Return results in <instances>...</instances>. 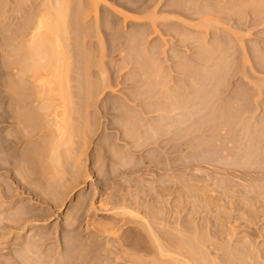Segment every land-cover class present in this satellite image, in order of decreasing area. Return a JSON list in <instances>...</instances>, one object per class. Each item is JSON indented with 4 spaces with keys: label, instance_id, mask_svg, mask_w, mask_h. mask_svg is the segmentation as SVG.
<instances>
[{
    "label": "rangeland",
    "instance_id": "1",
    "mask_svg": "<svg viewBox=\"0 0 264 264\" xmlns=\"http://www.w3.org/2000/svg\"><path fill=\"white\" fill-rule=\"evenodd\" d=\"M5 1L8 2L6 3L7 7L12 3H19V0L16 2L15 0ZM42 1L34 0L32 4L37 6V4L39 5ZM87 1L88 0H73L72 2L74 3H72L73 7L71 12L72 10L76 11V9L80 8V6L82 7L83 5H87L86 7H88L89 2ZM174 1L175 0H138L136 3H134V1L128 0L125 1V3H118V0H100V2L97 4L99 9H96L98 19L96 28L97 31L95 30L96 26L93 27V24H95V16H93L94 12H92V10H87V12L90 11L91 13H88L89 15L86 17L84 16L85 18L82 15L84 19H79L78 17L79 21L77 19L76 20L77 24H79L78 28H80V35L78 34V36L77 33L69 31L72 29L69 28V30H67L69 33L66 35L68 39L65 40V42L68 43H66V51H68L69 55L68 60L72 64L69 67V69H71V72L69 73V76L71 77L69 80V90L78 92H80V90L82 91L78 84H82V79L85 78H82L83 75L78 78L79 73L77 70L82 68L81 65L83 64V59L85 60V58H89L90 63H87L89 66L91 64V66L89 68L90 70L87 71L92 75L90 80L95 83H93V86L96 85V83L99 86L98 81L101 80V73L104 74V72L107 74L104 75V78L107 79L105 80L109 84L105 86L103 93H95V96L99 95V100L100 98H104L107 100L108 104L113 103V106L116 104L118 106V110H122L123 112L120 111V114L111 112L110 114L103 113L96 115L94 113L91 114V111L96 109V107L91 106L88 109L89 113L86 114L80 110V104H77V101L81 100L80 96L74 94L70 99L76 102L71 104L73 106H70L72 107V109H70L71 118L68 119L70 124L69 131L74 132V134L72 133L71 135L72 141L70 143L71 145L66 149L67 152L64 151L63 148H60L61 151L59 153V159H63L62 162L59 160L60 167H57L56 169L53 168L54 165L51 167V164L55 162H50L44 157L42 159H45L46 166L45 169L41 171V165L44 166V162H35L36 159L34 158V162L33 160L29 159V164L27 161H24L21 158L28 150H32L33 145L37 144L36 146H41V139H37H39L38 135L41 136L40 133L42 132H39L37 127H34L35 129L33 130V126L36 123L34 125L25 127L29 128V132L26 131L28 132V137L20 138L22 141L17 142V144H8L7 147H9V149L0 152V154H8L6 155L8 158L5 159V162L10 160L9 162L11 163L18 165H21V163L24 164L22 167L24 168V174L30 178L28 180L26 178V182L29 184L31 183L27 186H31L32 189H35V191L41 190L40 192H47L46 194L48 198L46 201L38 200L39 198H36L33 193H28V191H25L24 194L22 193L29 200L31 206H35L36 208L40 209L45 207V209L43 208V212L45 210L46 214L43 217H36V219H34L35 228L31 229L33 232H35L41 226L40 230H43L42 232H48L49 234L51 233L52 238L49 240H58L60 237L61 240L66 238V242L71 237L69 234H72L68 232V227H66L68 222L67 219H69V216L74 214V212L79 208V224L77 229H79L78 232L80 233V236L77 235V238L73 236L71 239H77V244H80L79 247L81 250L79 249L78 245L75 244V246L78 247L77 252L79 251L86 255L89 254L88 264L132 263L130 261L129 263L124 259L119 260L120 258L117 259L118 261H116L113 257L115 254L109 253L108 249L110 247L107 248L106 245L110 244L109 246H115L116 244L113 239L116 238L115 236L122 235L125 228L129 226L132 228H140V225L135 223H140L141 220L138 218V216L137 218L136 216H132L134 213H132L133 209H139L140 215H143L146 211V217L148 219L150 217V221L152 219V222L156 218L157 220L162 218L164 221L161 222L162 225L160 223L158 224V221L153 222L154 226H158V232H160L161 237L167 234H165V232H168V235L170 236L171 234L175 235V233L179 231L183 233L188 232V234L191 233V235H193V233H197L198 236L203 235V239H205L203 240L205 244L202 243L203 248L205 247L211 257H216V264L223 263L224 259L221 260L223 258L221 255L225 253L223 248L226 249L228 245L233 249L235 248L237 251H240L241 248V251L245 252V250H248L249 253L252 252V259H254H250L251 261H256H254L253 264H264V179L259 182V180L250 178H248L250 180H240V178H236V187L233 188V190L235 193L239 194L238 198L237 196L236 198H227L224 196L225 193L219 187L216 188L215 186L212 187L211 185V187L208 186L205 189H200L201 183L198 184L196 180H193V178L191 179L190 177L188 180H186L187 178L182 180L177 177L178 180L185 186H178V184L175 186L172 184V186L174 185L173 187L175 191L173 190L170 195H167V197L166 195H164V197L158 196L159 198L150 200V198L145 195L148 190L147 188L155 185L156 181L153 180H157V178L161 176L160 174L155 173V171H152L150 165L148 166V161L152 157L151 155H153V151L152 149H147L145 147L142 150H139V152L136 151L128 153L126 151V143L124 137H122L123 129L129 127V125L131 127V124L134 122L131 120H137L138 110L142 105L139 104L138 99L133 102L126 100V103L123 99H125L124 97L126 95L136 92L137 88L134 84L137 80L136 78H139L145 74L154 75L153 71L155 72L157 69L158 75L160 73V75H167V80H170L167 82V86H173L172 84L176 85V81L178 84L180 80L177 75H181V73L177 69L180 67V64H184L191 71L193 70V72H196V69L197 72H199V65L195 64L192 60L197 54V49L199 48L198 46L200 43H205L206 46L209 45L208 47H214L213 49L215 51L218 49L215 56L219 57L220 53V59L224 61L222 62L223 66L221 68V73L217 72V75H223L221 80L222 86L219 87L221 91L217 96L221 100H224V102L231 97L235 98L238 95L241 97L244 96L248 99L250 98L252 104L256 101V109L255 107L252 108V113L248 114L252 115L249 119L250 124L261 122L264 118V0H190L191 2L188 0V3H190V7L192 9L190 10L192 12L189 11V13L185 14L182 11H174V4H177V1ZM74 6H76V8ZM112 6L113 8H110ZM9 8L10 6L7 8L9 10H7V14L9 13L10 16L14 14L15 11L16 16H19L21 13L25 14L23 11L19 13L16 9H14L15 11L11 12ZM67 17V19H72L73 15H69ZM14 18L10 19L12 24L13 22H16V18ZM180 18H182V20H180ZM106 22H108V30H105L103 27ZM175 22H178L179 24H176ZM9 27H11V25H9ZM7 32L0 31V35L3 37V39L5 38L6 43L9 42L10 46H8L7 43L6 47L9 49L13 48L12 46L17 45V41L16 44L14 43L16 32ZM132 46L133 49H129ZM256 56L261 62L257 60ZM5 59L6 58L4 56L3 59L2 55L0 56V76L4 77L5 75H13L15 72L18 73V71H16L18 68L12 67L15 64H12L10 68L8 67L9 62L7 63L8 60ZM4 60L6 62H4ZM5 67L9 71L5 70ZM213 69L215 68L212 67L211 70ZM193 72L190 73L194 74ZM15 75L17 74L15 73ZM195 78L201 79V75H196ZM132 81L135 82L132 83ZM3 83L4 82H0V112L5 111L10 105L11 97L9 96V93L13 91L9 89L11 85L9 86L7 83ZM24 88L26 89V87ZM94 88L96 87L94 86ZM146 88V85H142L138 89ZM25 89L22 93L26 92L25 94H27L28 92ZM94 91L96 92V89H94ZM221 100L218 101V103L223 102ZM224 102L222 103L223 108L221 110L219 109L221 111L219 113H222L223 117H227L228 110L226 109L228 107ZM110 106H112V104ZM257 106H259L258 109ZM4 107L5 109H3ZM253 109L255 110L253 111ZM209 112L210 111L207 110V113ZM128 116L130 117L129 119ZM87 120L88 123L86 124ZM247 121L248 117L246 118V122ZM138 122L139 121L137 120V123ZM237 123L241 124L239 120H237ZM237 123H233V126L236 127V125H239ZM13 124V122L11 124L7 122L0 124V133L2 132V135L6 132L15 134L16 127L12 128V126H17V123L14 125ZM37 124H39V122ZM20 126L18 124L17 127ZM233 130V133L237 132L234 133L236 138L234 139L235 142L238 138H242V136H244L242 131H240L239 136V130L237 131L235 128ZM207 132H205V136H210V138L208 137L210 141L213 139V141L216 140V144H222V146L223 144H227L231 146L234 142V140L232 142V137L234 135L231 131H229L227 134L222 131L219 134L222 136L223 133V136L225 137L228 135V138H226L228 141L225 139V137H220L219 135H216V138H213V135H208L209 133L207 134ZM1 134L0 138H3ZM215 134L216 133H214V135ZM229 135L233 136H230V138ZM211 136L213 139H211ZM29 137L31 139H29ZM244 139L245 138L243 137V142L246 140ZM84 140L86 141L85 143ZM242 140L239 139L238 141L241 142L237 141L236 143L241 144L243 143ZM225 141H227L229 144L224 143ZM40 146L37 148H40ZM240 146L239 148H236V150L240 151L242 149ZM23 151L25 152L24 154H22ZM10 155L11 157H9ZM21 159L23 162L20 161ZM6 169L7 168L0 169V179L5 180L3 185L7 184L2 187L15 186L16 182H14L13 179H19L20 175L17 176V173H14L15 171H12L11 173V171L8 172V169ZM25 170L27 171L25 172ZM51 179L53 180L51 181ZM249 187H253V189L258 188L256 189L258 191L253 190L257 193L252 191L246 192ZM217 193L218 195L223 196L219 197V199L213 198L211 200L210 195L212 197H216ZM144 195L147 198L145 197L144 199ZM13 199L10 203V200L7 203L10 205L13 204L15 202ZM157 200H159V202ZM57 201L59 202L58 204ZM132 201L134 202L133 204L131 203ZM135 201L136 205L138 204V208L135 206ZM121 205H125L124 208H130L129 206H131V210L129 209L130 213L127 211V209H121ZM12 206H14V204ZM15 206H17V204H15ZM104 208H107L108 210L106 211ZM151 211H153V213L156 212V214H153ZM171 212H173V215ZM154 223H156V225ZM193 229L195 230L193 231ZM31 230L30 232L28 231L27 234H33ZM169 230L172 232L170 233ZM103 231H105L104 234ZM168 235H166V237ZM78 238L81 239L78 240ZM8 239H4V241H1L0 243V248H3V251L8 250V246L12 243V240L9 242L10 240ZM74 240L71 241V243L75 242ZM51 242L52 241L48 242L51 244L47 245L49 248L53 246V243ZM62 244L63 250L66 252L65 254L68 253L70 257L76 252L75 247H73V249L75 248V251L71 249L69 250L71 245L68 243L67 244L69 246L65 243L67 245V249H65L64 240L62 241ZM221 245H223V247ZM103 246H105L106 249L103 248ZM9 247L14 246L11 244ZM104 249L108 252H105L108 256L106 255V258L102 257L101 259V256H103L102 253L105 251ZM96 250H100V253H97V251V254H95ZM248 251L245 253H248ZM111 257L115 261L110 259Z\"/></svg>",
    "mask_w": 264,
    "mask_h": 264
},
{
    "label": "bare ground",
    "instance_id": "2",
    "mask_svg": "<svg viewBox=\"0 0 264 264\" xmlns=\"http://www.w3.org/2000/svg\"><path fill=\"white\" fill-rule=\"evenodd\" d=\"M16 1L18 0H15V2ZM33 1L34 0H19L18 4L12 3L11 5H8V7L10 6L9 9L11 12L15 11L14 9H16L18 10L19 13H21L22 11L25 13V14L21 13L19 16L18 15L16 16L15 14L16 11L14 12V14L11 13L14 17L16 16L15 17L16 22H13L12 24L10 19L14 17L12 15L10 16L9 13L7 14L9 10L7 9L8 7L6 3L8 2L5 0H0V24L2 23L0 25V31L3 32L8 31L7 33L15 31L16 35L14 37L15 40L14 43L16 44L17 41V45H14L12 46L13 48L8 49L6 47H7V43L8 46H10L9 42L6 43L5 38L3 39V37L0 35V53L2 55V59L4 56L8 60L7 63L8 62L10 63V64L8 63L9 65L8 67L11 68V65L15 64L17 67L15 65L12 67L18 68L16 69V71H18L19 73L18 74L17 72H15L17 75H15L14 73L13 75L12 74L5 75L4 77L0 76V82H4L3 84L7 83V85L9 86L11 85L9 89H11V91L12 90L14 91V92L9 91L10 92L9 96L11 97L10 99L11 101L8 108L5 111L0 112V124H2L3 122L4 123L7 122L10 124L12 122L14 124L17 123V126L18 124L19 126L22 124L20 127L12 126V128L16 127L15 134L6 132L5 134L3 133L2 135L1 134L2 132L0 133L3 137L0 138V152L4 150H8L9 149V147H7L8 144L10 143L17 144V142L22 141L20 138L28 137L29 135L27 133L29 132L28 131L29 128H25V127L34 125L36 123L33 126V130L37 127L39 129V132H42L40 133L41 136L38 135L39 139H37V140L41 139L40 141L41 146L40 145L36 146L37 144L33 145L32 150L27 149L28 151L26 153L23 151L22 154L25 153L23 156L20 154L22 156L21 158L27 162L29 161V159L33 160L35 158L36 159L35 162H40V163L44 162L43 164H45V159L44 160L42 159L45 157L47 158L46 160L50 162H55L57 164V165L55 163L51 164V167L52 165H54L53 168L56 169L57 167H60L59 163L62 162L63 160L61 158L59 159V153L61 151L60 148H63V150L67 152L66 149L71 145L70 143L72 141L71 135L72 133L74 134V132L69 131L70 124L68 120L71 118L70 109H72V107L70 106H73L71 104L76 102L70 99L74 94L80 96L81 100L77 101V104H80L79 105L80 110H82L86 114L89 113L88 109L91 106L96 107L95 110L91 111V114L94 113L96 115L103 113L110 114L111 112L120 114L121 113L120 111L122 110H118L117 108L118 106L116 104L115 106H113L114 105L113 103L108 104L107 100L104 98L102 99L100 98L99 100L98 97L99 95L98 96L96 95L98 99L95 96V93L97 94L103 93L105 86L109 84L106 81L107 79L104 78L105 77L104 75L107 74H105V72L103 71L104 74L101 73L103 79L100 76L101 80L98 81L99 86L96 83L98 87L94 85L96 87L94 88L93 86L94 82L90 80L92 75L88 73V71L90 70L89 68L91 66V64L90 66L88 64L90 63L89 58H88L89 60L87 58H85V60L83 59L84 65L82 64L83 65V66L81 65L82 68L81 69L79 68L80 70H77L79 73L78 78H80L82 75H83L82 78H85L82 79L83 80L82 84H78L81 87L80 89H82V91L80 89H79L80 92L74 90L73 92L69 90L70 87L69 80L71 78L69 76V73L71 72V69H69V67L72 64L68 60L69 55H68V51H66L67 42H65V40L68 39L66 35L67 33H69L67 30H69V28H72L69 31H72L73 33L75 32L77 33V35L78 34L80 35L79 32L80 28H78L79 24H77L78 17L80 19L83 18L84 16L85 17L88 16L89 15L88 13H91L90 12L91 10L92 12H94L93 16H95L94 18L96 25L93 24V27L96 26L95 27L96 30L97 20H98L96 9L98 8L97 4L100 2V0H88L87 1L89 2L88 7H86L87 5L86 6L83 5L82 7L79 5L80 8L76 9V11L72 10V12L71 9L73 7L72 3H74L72 2L73 0H43V1L41 0L42 2L39 5L37 4V6L32 4ZM125 1L128 0H118V3H125ZM132 1L136 3L138 0H132ZM175 1H177V4L176 3L174 4L175 5L174 11L176 10H177L176 12L182 11L185 14V13H189V11L192 10L190 7V3H188V0H175ZM189 2L191 1L189 0ZM74 7L76 8V6ZM110 8H113V6ZM87 10L90 11L87 12ZM69 15L70 16L73 15V18L70 17L72 19H67L68 18L67 16ZM180 20H182V18H180ZM175 23L179 24L178 22ZM107 24L108 22H106V24H104L103 26L105 30H108ZM9 25H11L12 28L9 27ZM200 45L198 46L199 48L197 49L198 51L195 58L192 60L195 64L199 65L198 67L199 72H197V69L196 72L195 71L193 72V70L191 71L184 64L183 65L180 64V67L177 69L181 73V75H177L180 82L177 84L176 81V85L172 84L173 86L166 85L168 84L167 82L170 80H167L166 77L167 75L166 76L160 75L161 73L158 75L157 69L155 72L153 71L154 75H147V74L142 76L139 75L140 77L136 78L137 80L135 79L136 82L132 81V83L135 82L134 84L135 87L137 88L136 92H134L133 94L130 93L129 95H126L124 97L125 99H123L124 102L126 100L133 102L138 99L139 104L142 105L141 108H139L138 110L137 120L139 122L137 123L136 119L131 120L132 122L134 121L131 124V127L129 125V127L123 129L122 137H124L126 143L125 144L126 151L128 153H132L136 151L139 152V150H142L144 147L147 149L148 148L152 149L153 155H151L152 157L150 158V160L148 159L149 160L148 166L150 165L152 171H155V173L161 175L160 177L157 178V180L156 179L153 180L156 181L155 185L153 184H152L153 186L150 185L151 187L147 188L148 190L146 194L144 192V194L147 197H149L150 200L159 198L158 196L164 197V195H166L167 197V195H170L173 192V190L175 191L173 187L174 185L175 186L177 184L178 186L184 185L182 184V182L178 180L177 177H179L182 180L186 178H187L186 180H188V178L190 177L191 179L193 178V180H196L198 184L201 183L200 189L201 188L205 189L208 186L211 187V185L212 187L213 186H215L216 188L219 187L225 193L224 196L227 198L228 197L236 198V196L238 198L239 194L235 193V191L233 190V188L236 187L235 184L236 178L237 179L240 178V180H247L248 178H250V179L259 180V182L262 181V179H264V118L262 117L263 119L261 122L250 124L249 119L251 118L250 116L252 115H248L252 113L251 112L252 108L255 107L256 109V103H255L256 101L254 102L252 100L254 102L252 104L250 98L248 99L245 98L244 96L241 97L239 95L238 96L235 95L236 96L235 98L231 97L225 102L224 100H221L217 95L221 91L219 87L222 86L221 80L223 75H217L218 74L217 72L221 73V68L223 66L222 62L224 61L220 59V55H221L220 53H219V57L215 56L218 49H216L217 51H215L213 49L214 47H208L209 45L206 46L205 43L204 44L200 43ZM133 46L129 49H133ZM216 58L217 59L219 58L218 61ZM5 60L4 62H6ZM257 60L259 59L257 58ZM212 67L215 69L211 70ZM5 70L9 71L8 69H6V67ZM190 72H193L194 74ZM192 75H194L195 77L196 75L199 76L201 75V79L195 78ZM142 85L144 86L146 85L147 88L138 89ZM24 87H26V89ZM24 89L27 90L28 92L27 94H25L26 92L22 93L24 92L23 91ZM94 89H96V92L94 91ZM240 91L243 92L242 90ZM218 99H220L225 104H227L228 107L226 109L228 110L227 117L226 116L223 117L222 113H219L221 112L220 110L223 108L222 107L223 102L218 103V101H220ZM111 104L112 106H110ZM258 107L259 106H257V109ZM3 109H5V107ZM255 109H253V111ZM207 110L210 112L207 113ZM247 117H248V121L246 122ZM129 118L130 117L128 116V119ZM88 120L86 121V124L88 123ZM237 120H239L241 124L237 123ZM37 121L39 122V124H37L38 123ZM233 123H237L239 125H236L235 127L233 126ZM234 128L235 130L237 129V131L239 130L238 135L240 131H242L244 134L242 138L237 137L238 138L237 141L239 139L242 140L244 137L246 139V140L244 139L245 142H243V140H242L243 143L241 144L236 143L237 141L235 142L234 139L236 138L234 133L237 132L234 133L232 132ZM222 131H224L226 134L229 131H231L234 136L232 135L233 136L232 137L231 135H229V137L231 136L233 138L232 142L234 140L235 143L233 142L231 146L227 144H223V146L222 144H216L215 142L216 140L213 141L214 140L213 138L214 137L216 138V135L218 136ZM205 132H207V134L209 133L208 135H213V138L211 136V139L213 140L210 141V139H208V137L210 138V136L206 137ZM214 133L216 134L214 135ZM219 136L222 137L223 133L222 136L221 135ZM30 137L29 139H31ZM226 138H228V135L227 137H225V139ZM226 140L228 141V139ZM227 141H225L224 143H228ZM85 142L86 141L84 140V143ZM39 146L40 148H37ZM239 146L240 148H242L240 151L236 150V148H239ZM6 155L0 154V169L7 168L8 170L7 169L6 170L8 172L11 171V173L12 171H15L14 173H17V176L20 175V177L19 179L17 178L13 179V181L16 182V184L15 186H11V187L10 186L2 187L7 184L3 185V182L5 180L0 179V243L1 241H4V239L9 238L8 239L10 240L9 242H11L12 240L11 244L14 246V247H9L11 245L10 244L8 246V250L6 251H3V248H0V264H88L89 254L86 255L84 253L82 254V252L79 251L77 252V248L79 247L80 244L79 245L77 244L76 242L77 239L76 240L71 239V237L73 236H75L76 238L77 235L80 236V233L78 232L79 229H77L78 228L77 226L79 224L78 223L79 208L71 216L68 215L70 218L67 219L68 222L66 227H68L67 228L68 232L72 233L69 234L71 236L70 237L71 240L69 239L65 242L66 238L61 240L60 237L58 240H49L52 238L51 233L49 234L48 232H42L43 230H40L41 226L40 227L38 226L39 229L33 232L31 229L35 228L34 219H36V217L37 218L43 217L46 214L45 210L43 212V208L45 209V207L42 206L43 208L40 209L34 206L35 207L34 208L33 206H31V203L23 194L25 191H28V193H33L36 198H39L38 200L46 201L48 198L46 194L47 192L45 193L44 190H42L44 191V193L40 192L41 190L40 191L38 190L39 191L38 192L35 191V189H32L31 186H27L29 183H27L26 181L30 178H28L29 176L27 177L24 174L23 171L24 168H22L24 164L21 163V165L20 164L18 165L9 162L10 160L8 162H5L6 161L5 159L8 158ZM9 157H11V155ZM22 159L20 161H22ZM45 166L46 164L44 166L41 165L42 167L41 171L45 169ZM26 171L27 170H25V172ZM52 180L53 179H51V181ZM172 184L174 185L172 186ZM256 189L258 188L253 189V187L251 188L249 187V189L245 191L246 192L258 191ZM145 195H144V199L146 197ZM221 196L223 195H218L217 193L216 197L215 196L212 197L210 195V198L211 200L213 198L219 199V197ZM12 199L15 201V202L13 201L14 206H12L13 204L10 205L7 203L9 200L10 203ZM157 201L159 202V200ZM58 203L59 202L57 201V204ZM131 203L133 204L134 202L132 201ZM15 204H17V206H15ZM122 205L120 206V208L122 207L121 209L125 207V205L124 206ZM135 206L138 208V204L136 205V201H135ZM129 207L131 208V206ZM130 208H124V210L127 209V211H129ZM104 209H106V211L108 210L107 208ZM145 212L143 216L142 214L140 215L139 209L132 210V213L134 214V215L132 214V216L134 217L136 216V218L138 216V218L141 220V221L139 220L140 223L138 222L135 223V224H139L140 228H136V227L132 228L130 226L125 228L123 230L124 233L122 235L115 236L116 238L113 239L116 244L115 246L111 245L113 247L109 246L110 244L106 245L105 243H103L106 245L107 248L110 247L108 249L109 253H113L116 255V256L113 255L116 261H118L117 259L120 258L119 260L124 259L125 261L126 260L128 262L130 261L132 262L131 264H216L217 263L216 257L215 258L211 257L210 254L205 249V247L203 248L202 243L205 244V242H203V240H205L203 239L204 237L203 235L198 236L197 233H195L196 235L194 233L193 235H191V233L190 234H188V232L183 233L177 230L179 232L176 233L174 232L175 235L171 234L169 236L168 232H165V234L167 233L166 235L168 236L166 237V235L164 236L162 234L163 236L161 237L160 232H158V226H154L153 222L158 221V224L160 223L162 225L161 222L163 221V219L160 218L157 220V218L155 219L154 217H152L155 219V220L153 219L154 221L152 222V219L150 221V217L149 219L146 217L147 214L145 215ZM151 212L153 213V211ZM154 213L156 214V212ZM172 213L173 212H171V214ZM154 216H158V215H154ZM154 224L156 225V223ZM30 230L33 232V234L32 233L27 234V232L28 231L30 232ZM194 230L195 229H193V231ZM171 232L172 231H170V233ZM104 233L105 231H103V234ZM79 239L81 238H78V240ZM63 240H64V244L68 243L72 246V247L70 246L71 248L69 247V250L70 249L73 251L76 250V252L73 253L71 257L68 255V253L65 254L66 252H64L63 250V244H62ZM73 240L76 243L75 242L71 243V241ZM49 241H52L51 243H53L52 244L53 246L50 248L49 246H47L48 244H50L48 243ZM75 244L78 245V247L75 246ZM65 245L64 247L65 249H67L66 248L67 245L66 246ZM221 246L223 247V245ZM228 246L226 247L225 245L226 249L223 248L224 249L223 251H225V253L221 255L223 257V258L221 257L222 258L221 260L224 259L222 264H253V262L255 261V260L251 261L252 252L249 253V251L247 250L248 253L250 254L249 255L248 253H245L247 252L246 250L244 252L241 251L242 249L240 248L241 251L240 252L237 251L235 248L233 249L231 246H229L231 247L229 248ZM73 247H75L76 249L74 248L75 249L74 250ZM103 248H105V246H103ZM97 251L98 250L95 251V254L100 253V250L98 252ZM105 252L107 251L105 250L104 253H102L103 256H101V259L102 257L106 258L107 254ZM110 259L113 258L111 257Z\"/></svg>",
    "mask_w": 264,
    "mask_h": 264
}]
</instances>
